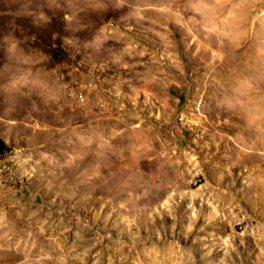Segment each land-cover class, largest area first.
Returning <instances> with one entry per match:
<instances>
[{"label": "rangeland", "instance_id": "374dc122", "mask_svg": "<svg viewBox=\"0 0 264 264\" xmlns=\"http://www.w3.org/2000/svg\"><path fill=\"white\" fill-rule=\"evenodd\" d=\"M0 264H264V0H0Z\"/></svg>", "mask_w": 264, "mask_h": 264}, {"label": "trees", "instance_id": "16d2710c", "mask_svg": "<svg viewBox=\"0 0 264 264\" xmlns=\"http://www.w3.org/2000/svg\"><path fill=\"white\" fill-rule=\"evenodd\" d=\"M0 148H1V146H0Z\"/></svg>", "mask_w": 264, "mask_h": 264}]
</instances>
